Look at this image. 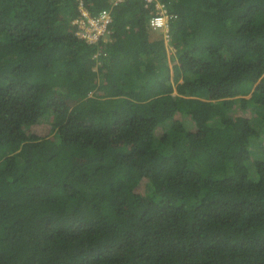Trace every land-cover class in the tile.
<instances>
[{"label":"trees","instance_id":"1","mask_svg":"<svg viewBox=\"0 0 264 264\" xmlns=\"http://www.w3.org/2000/svg\"><path fill=\"white\" fill-rule=\"evenodd\" d=\"M159 1L0 0V264H264V0Z\"/></svg>","mask_w":264,"mask_h":264},{"label":"built area","instance_id":"2","mask_svg":"<svg viewBox=\"0 0 264 264\" xmlns=\"http://www.w3.org/2000/svg\"><path fill=\"white\" fill-rule=\"evenodd\" d=\"M123 0H110V7L103 8L96 14H91L82 4L79 7L80 15L71 20L76 25V34L79 38L87 42H95L100 37L104 39L110 34V24L112 22L111 7L119 4ZM151 3L154 0H145ZM152 16L148 21V26L151 30H160L164 36L168 37L169 21L173 15L168 11L166 5L156 0L155 8Z\"/></svg>","mask_w":264,"mask_h":264},{"label":"rangeland","instance_id":"3","mask_svg":"<svg viewBox=\"0 0 264 264\" xmlns=\"http://www.w3.org/2000/svg\"><path fill=\"white\" fill-rule=\"evenodd\" d=\"M154 33L158 34L159 31L158 32H154ZM173 53H174L173 49L168 48V57H169L170 60L173 57ZM48 128H49L48 124L43 123L41 125L32 126V131L35 132V133H39V134H46V133H48ZM261 139L263 140L264 137H262Z\"/></svg>","mask_w":264,"mask_h":264},{"label":"clouds","instance_id":"4","mask_svg":"<svg viewBox=\"0 0 264 264\" xmlns=\"http://www.w3.org/2000/svg\"><path fill=\"white\" fill-rule=\"evenodd\" d=\"M172 14V13H171ZM173 15V14H172ZM173 18V17H172ZM171 18V19H172ZM170 19V20H171ZM169 23H170V21H169ZM150 29V28H149ZM152 31H154V30H152ZM159 31V33L158 34H161V36L163 37V39H164V42L165 43H167L168 41H169V39H170V34H169V28H168V37L166 38L165 36H164V34H163V32L162 31H160V30H157V31H154V32H158Z\"/></svg>","mask_w":264,"mask_h":264}]
</instances>
